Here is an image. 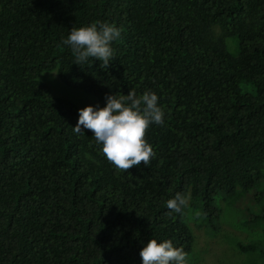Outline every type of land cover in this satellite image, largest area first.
Wrapping results in <instances>:
<instances>
[{"label": "trees", "instance_id": "1", "mask_svg": "<svg viewBox=\"0 0 264 264\" xmlns=\"http://www.w3.org/2000/svg\"><path fill=\"white\" fill-rule=\"evenodd\" d=\"M95 22L121 30L106 69L62 43ZM53 70L101 107L158 95L147 166L119 170L91 130L73 131L77 105L39 79ZM178 191L180 214L166 205ZM245 201L254 215L234 218L264 231V0H0V264H141L150 239L193 264L190 222L214 235Z\"/></svg>", "mask_w": 264, "mask_h": 264}, {"label": "clouds", "instance_id": "2", "mask_svg": "<svg viewBox=\"0 0 264 264\" xmlns=\"http://www.w3.org/2000/svg\"><path fill=\"white\" fill-rule=\"evenodd\" d=\"M121 37V30L114 23L95 22L73 27L62 43L74 55V63L87 64L89 59L100 61L107 68L114 58L112 44ZM165 110L155 92L146 91L138 95L130 90L106 95L104 107L87 105L78 109V120L73 131L83 133L91 130L100 150L119 170L133 166H145L154 157L152 145L145 139L146 130L152 124L164 123ZM190 194L176 192L167 200V208L182 213L188 206ZM141 264H187L182 247L174 246L171 240L150 239L140 251Z\"/></svg>", "mask_w": 264, "mask_h": 264}, {"label": "rangeland", "instance_id": "3", "mask_svg": "<svg viewBox=\"0 0 264 264\" xmlns=\"http://www.w3.org/2000/svg\"><path fill=\"white\" fill-rule=\"evenodd\" d=\"M39 79L48 85L55 96L72 100L78 109L87 105L101 107L97 97L87 94L81 89L65 85L60 81L54 70L43 72ZM77 120L78 115L76 123ZM247 203L245 201V205ZM245 205L242 210L237 207L225 208L219 231L214 235L207 234L204 228L196 226L192 221L190 222L196 236L194 263L192 259L193 264H248L247 261L253 258L257 259L256 264H261V260L258 257L261 254L260 246L264 244V231L262 227L260 224L247 221L246 219H242L241 223H238L237 219L234 218L235 215H243V213L251 217L254 215L251 212L255 211L254 206L250 203L246 207ZM233 235H238L234 246L227 239V236ZM262 240L263 242L253 250L251 249L246 252L239 249L241 245H250Z\"/></svg>", "mask_w": 264, "mask_h": 264}]
</instances>
